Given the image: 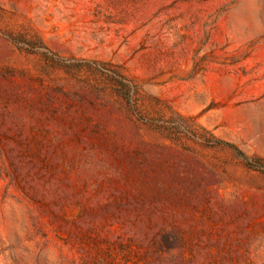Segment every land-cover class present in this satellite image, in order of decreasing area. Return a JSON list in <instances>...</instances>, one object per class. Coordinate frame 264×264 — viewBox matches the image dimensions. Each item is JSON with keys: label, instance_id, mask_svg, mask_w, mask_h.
Returning a JSON list of instances; mask_svg holds the SVG:
<instances>
[{"label": "rangeland", "instance_id": "374dc122", "mask_svg": "<svg viewBox=\"0 0 264 264\" xmlns=\"http://www.w3.org/2000/svg\"><path fill=\"white\" fill-rule=\"evenodd\" d=\"M0 264H264V0H0Z\"/></svg>", "mask_w": 264, "mask_h": 264}]
</instances>
